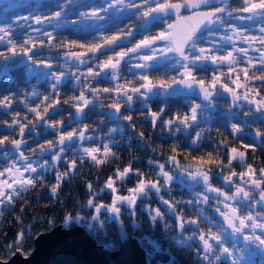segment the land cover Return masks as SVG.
Here are the masks:
<instances>
[{"label": "flooded vegetation", "instance_id": "flooded-vegetation-1", "mask_svg": "<svg viewBox=\"0 0 264 264\" xmlns=\"http://www.w3.org/2000/svg\"><path fill=\"white\" fill-rule=\"evenodd\" d=\"M8 1L12 2V0ZM43 1H47L46 14L31 15L29 10L30 4L36 6L38 3H44ZM229 1L230 0H228L227 3ZM241 1L243 0H232L230 2V6L234 8V6H236V3H239ZM161 2L174 4L179 3L181 5H184L188 3L189 0H161ZM256 2H258V0H256ZM106 3L107 0H77V3H69L66 2V0H35V2L34 0H25L24 4L16 2L15 5H12L14 12L7 14L1 13V11L5 7V5L9 3H3L2 7L0 5V28H5L10 33H0V35H5V40L0 41V52H5L4 55H0V99L4 97H11L13 99L9 101L10 107L6 105H0V134L10 135L11 137L10 141H7L8 143L5 141L0 142L6 143L5 146H0V153H7L11 157L9 160L5 161L3 156H0V171H4V169H9L10 171V174L5 172V175L3 177H0V179H4L6 181L5 183L8 184V186H5L3 190L0 189V194L2 191H5L7 194H11L9 188H12L13 195L15 196L14 200L10 203H4L3 198H0V215H2L7 210H11L12 208L19 209L21 207L20 198L24 191L20 193L16 192L15 189L20 184H24L25 186H27L29 183L27 179L30 175L29 173L25 172L23 178L16 171V169L18 168H21V170L23 171L21 164L17 163V165H14L11 163L13 159L17 161L20 159L19 154L17 152H13L15 150L12 148L11 142L14 139L22 138L19 136L18 128H11L5 125L4 122H11L13 119H19L21 122L26 123L28 126L26 128L25 135H36L41 132H53L48 124H46L45 126L44 122L47 123V121H59L58 117H56L53 113H48L46 114L45 120L36 122L35 116L30 111L32 108L37 107L41 114H44L43 109L46 107L45 104L47 102L43 101V96L45 95L40 91L39 85H41V87L43 88V85L48 80L49 76H51V81H55V77L52 75V73H59L58 71H60V69L75 71L76 77L79 76L80 79L79 81H77L76 78L73 79L72 81H74V83H79L84 78H88L89 80H91L92 77H86L84 75V73H88L89 67H92L93 71H99L98 65L107 60L109 57H112V59H114L116 52L127 51L129 48L134 47L145 36L158 35L160 31H163L167 27L166 23H148L146 21V17H144L143 19H138L136 21V26L132 25L133 18L129 16L128 13L136 11L137 13L141 14L137 11L136 8H132L129 12H127L121 21H118L114 18L115 8L117 7L111 8L104 19L86 18L80 16L77 20L78 12L91 13L93 8H103ZM143 3H145V0H137L138 6ZM62 5L65 6L64 9L61 8ZM155 6L157 5L153 4V7ZM216 7H225V4L217 3L215 5H212L210 8L207 6H203L198 10L193 11H186L182 8L181 16L186 17L195 13L196 11H215ZM242 8L243 7H240L239 10H241ZM18 10L24 11L25 13H19ZM232 10L234 11V9ZM56 11H62V15L59 18L54 19L48 23V18ZM241 11H243V9ZM101 15H104L103 12H101ZM35 16H40L42 23L36 24ZM22 17H26L28 19H23ZM174 20L175 18L170 16L167 19V23H173ZM121 22H124L126 25L124 31L119 30ZM131 28H133V35L130 38L125 39ZM38 29L41 31H38ZM43 32L51 34V43H49L48 37L43 35ZM207 33V31L203 32V35ZM113 35L119 36L121 42L111 51H101L96 53L94 56L93 53L88 52L87 48L79 47L80 44L90 45L93 43H97L104 45L105 39L110 38ZM25 41L30 42L25 43ZM71 41H76V44L70 46L69 42ZM12 44L16 45L18 53L12 54L10 51H8ZM32 45H35V47L33 48ZM25 48L31 50L30 55L20 54L22 49ZM146 50L147 49H141L140 51ZM68 52L85 53V56L81 57V59L85 60L86 63L81 64L78 61L74 60L72 57L67 55ZM39 61H48L52 63L53 67H45L43 64L38 63ZM65 62H67L68 68H64ZM156 64L159 65L160 63ZM105 72L109 74V70H105ZM259 72L260 71L258 70V74ZM101 77H107V75L102 72L100 77L98 78ZM65 78L66 77L64 75L60 82H64ZM69 82H71V80ZM157 90L154 89L152 93L148 94L147 98L142 97L145 103L141 106H137L139 102L135 101L133 104L134 109L127 107V116L131 115L133 117L132 121L128 122L133 132H136L139 135L140 131L143 132L145 130L148 121L151 127L154 128L153 124L151 123V117L149 114V108H151L152 110V105L154 104H158L160 108L163 107L165 109V112L176 110V113H179L180 116L188 113L193 104H199L200 109L198 110V112H202V118L197 125H195L191 129L180 125L178 132L177 124L175 122L171 126H165L164 121L169 118L164 116L163 121L158 118V120H160V124L156 123V125H159L158 129L160 131H167L170 127H172V130L176 131L177 133L176 137L178 135H182L186 139L192 137L193 140H196L197 133L202 134L205 129H209V127L211 126L210 123L212 124L215 119H213L216 108L213 105V103H215L214 99L220 98L221 95L218 97H214L209 101H202L200 98L194 96H177L164 98L163 92L160 89L159 101H157L153 99V95ZM57 106L61 110L63 119H68L69 116L74 117L75 119L74 122H67L66 124H64L63 129H60L59 132L64 131L67 126V129H69L72 124L82 121L80 120L82 115H78L75 110L73 115L72 112L70 113L69 105L64 107H61L59 105ZM65 108L67 110H65ZM123 108L126 107L123 106ZM98 111L99 114H104L105 116L107 115V117L112 120L118 119L121 112L120 110L119 113H116L115 110H105L103 108L102 110ZM140 113H143L144 115L140 117ZM16 114H19V116H17ZM174 114L175 113H172V118L170 119L175 120ZM25 117H27L28 119L25 120ZM33 123L36 124L32 126ZM250 130L247 131V137ZM242 131L243 130L241 129L239 132L232 131V133L244 134L242 133ZM91 134L92 130L91 128H88L85 135L87 137H90ZM87 137L82 142L78 139L74 144L68 146H74L77 142L83 146H86L88 144L91 145L90 139H88ZM248 139L251 144H254L249 137ZM38 140L39 138H32L31 141L27 142V140L22 139L21 151L23 152L25 149H28V147L36 146L35 141ZM140 140L142 141L141 146H145V141H143L141 138ZM189 145L197 146V141L195 144L190 143ZM261 145L252 146L254 148H257L254 150L253 148H246L244 146H242L241 148L235 147L237 149V153H244V160L242 162H231V164H229V159L227 158V151L230 150L231 152V148H233L234 146L230 148H228V146H223L225 148L222 149V155L224 156V158H226L227 162L226 165L222 167V170L220 169L221 167L217 168V170H209L205 166L196 162L186 161L178 158H175V164H173L172 158H161L157 161L145 159L146 165L140 166L147 169L149 166L155 168L154 172L149 173L150 176L148 180H152L159 187H161L159 191H157L156 188L152 190V199L154 200V204L153 206L149 205V208L151 209V211H155V214L151 216V219H154L153 222L158 221L160 223L162 231H165L166 229L168 231H172L174 229V232L171 234L172 236L170 240L172 241V243H175L176 247L178 248L177 256L175 255V258L168 249L170 243L167 242V238L165 239L164 243H160V245L158 243V240L147 238L149 240L155 241L156 245H150V247L147 244V240H145L146 245H144L141 241L142 246L148 252V258L151 264L152 260L153 264H168L169 262L170 264H176V262L178 264H185L188 261L189 257L192 258L193 263L195 262L196 264H232L233 259L226 260V255L222 256L223 253L219 251L222 250V246H220L221 239L226 237L228 238V236L232 235L235 237H241L243 239L242 244H245L246 248H248L251 253H257L260 248L256 241L251 240V226L249 225V227L245 228L242 233L234 232L231 228H229L224 222L223 218L216 211L217 207H219L221 212H228V208L225 207V204H228V202L220 199V203L222 204L219 205L217 202V199L219 197L216 195V193L209 192L208 188H220L225 192H228L229 194H234L236 185L245 187V190L249 191L250 197L246 200L237 197L238 199H240L238 205L236 203L232 204L233 206L239 207L238 216L242 217L245 213H249L251 211H257L259 213L263 212L262 214H264V207L257 205L258 195H264V193H260L259 190L252 189L251 184L248 185L246 183V181H248L249 179L244 172L245 168H250L252 170H255L256 172L260 170V168H257L252 164H247L246 160L250 158V154L258 155L259 153H263L264 146ZM26 153L27 150L23 152L24 155ZM81 158L84 163L87 162V159L85 157L81 156ZM50 159L53 164L56 163V160L53 159V155L51 154H48L44 161L48 164V161ZM159 164H163L164 171H167L172 176V179L170 181L167 180V177H164L160 174V169L157 168ZM197 168L201 169L209 175V185L205 184L202 176L189 174L190 171L195 172V169ZM229 169H231V171ZM38 172L34 174L36 177L40 175L38 174ZM232 172H235L237 175L233 177L232 183L229 184L225 182L223 178L231 175ZM241 172L245 174L243 180H241L239 177V174ZM0 175H2V173H0ZM132 175L138 180L134 185H131L128 190L134 189V187L136 185H139L141 181H146L144 180V178L146 179L145 172L141 173L139 170H135L131 172L130 176ZM181 182L183 184H181ZM165 186H167V188H165ZM32 187L33 186H29L28 189H31ZM176 189H178L180 192H184L186 198H180L177 200L174 199L173 196ZM204 196L209 197L207 203H203L202 201ZM0 197H4V194L3 196L0 195ZM4 198L7 199L8 197ZM166 201L168 203H166ZM193 204L195 205L193 206ZM191 207H193L194 211H200L201 213L203 212L201 216H199L200 221L198 223L196 222V219L188 217L193 211ZM156 209H159V215L156 214ZM169 216H171V220ZM261 217L262 218L257 217V219H262V221L264 222V215H261ZM167 221L168 223H172L174 225L173 229L172 226L168 227ZM190 221H195V223H190ZM200 222L203 223L205 229H200L202 227ZM134 223L136 224V222ZM181 223L184 224L183 227L180 226ZM235 223L238 225L239 220L237 219ZM200 231L203 232L205 237L209 239V242L213 244V248L211 251H208L204 248L203 241L200 240L201 234H198ZM260 231L264 232V229H257L256 234L260 235ZM216 235L220 236V240L217 242L213 240V237ZM245 236L249 237L247 241L245 240ZM262 238H264V236H262ZM160 254H163L164 259H161ZM244 255L246 256L247 253H244ZM252 259L250 258L251 261ZM257 261H259L261 264H264L263 258L258 259ZM236 264H238L237 261ZM243 264L246 263L244 262Z\"/></svg>", "mask_w": 264, "mask_h": 264}, {"label": "snow or ice", "instance_id": "snow-or-ice-1", "mask_svg": "<svg viewBox=\"0 0 264 264\" xmlns=\"http://www.w3.org/2000/svg\"><path fill=\"white\" fill-rule=\"evenodd\" d=\"M66 2H71V0H66ZM217 3L225 4V7H216L215 11H207V12H199L196 11L194 15L190 17H182L181 16V9L183 8L186 11H193L198 10L201 5H205L207 7H211L212 5H215ZM153 4L157 5L153 7ZM113 7H117L119 9L124 8H136L138 12L141 13L140 18L143 19L144 17L151 16L153 18L154 23L158 24H167V27L158 33V35L153 36H145L143 39H141L134 47L129 48L127 51H119L116 52V60L113 61L112 57H109L107 60L103 61L98 65L99 71H93L92 67L88 68V76L92 77L93 79L100 77L101 73L104 72L105 75L108 76L110 80H118L120 79L119 76V65L120 62L125 59L126 56L129 57V61H131L132 57L129 56V54H137L141 49H148L149 53L148 55H144L141 57V59L144 61V63H137L135 65L136 68L139 69H149L152 67H155L154 65L148 63L150 61H153L154 57H160L164 59L166 62L169 63L171 67L176 69L177 71L179 69H183V71L180 73V78L176 79L175 77L172 78L171 82H165L161 80L157 84H153L152 79L147 74H142L140 76L141 81L143 83L139 87L132 88L130 91L125 90L123 92V97L125 98L128 106H131V101L133 100V94H136L138 97H144L147 98L149 93H152L155 88L161 89L162 92H167L171 90L174 87L181 86L183 88L187 89H194L198 94H202V98L205 101H209L213 98V93L210 92L205 85V81L203 79H197V65L211 61L214 65L217 66H227L228 72L231 74L235 71L234 66H236L239 62L238 56L234 55L233 53L236 52L238 54H242V57L247 60V64L251 66L254 70H259L261 72H264V26L259 28V35H248L249 32H251V29H244L241 30L236 24L235 21L239 20L241 22L244 21H252L257 18H259L262 22H264V0H243V8L244 10L241 11V13H248L249 15L245 16L243 14L233 16L232 12L228 11L227 8V0H189V3L181 5L179 3H164L161 2V0H145V4L143 7L138 6L137 0H128L126 3V0H107V3L104 5L103 8L97 9L93 8L91 13L82 12L79 13L81 17L86 18H95V19H104L105 16L109 13L110 9ZM147 8V11L144 10V8ZM62 9L65 8L64 5L61 6ZM101 12H103L104 15H101ZM226 13V15H224ZM62 15V11H56L55 13L51 14V16L48 18V23L51 22L54 19L59 18ZM174 17L175 23H167L168 17ZM23 19H28L26 17H22ZM228 21L229 24H231V28L229 31L231 34H228V32H224V25L225 21ZM35 22L36 24L42 23L40 16H35ZM205 30L208 32V38L206 39L202 33L201 30ZM38 31H41L38 29ZM216 32H223V35L220 37V43H218L216 40H212L211 37L215 35ZM0 33L2 34H10L7 29L0 28ZM43 35L48 37L49 43H51V34L47 32H43ZM133 35L132 31L130 30L125 37V39L130 38ZM235 37V39H234ZM5 40V35H0V41ZM239 40L243 44H246L248 47H237L236 41ZM30 41H25V43H29ZM121 42L120 37L113 35L110 38L105 39V44H97L93 43L90 45L86 44H80V48H87L88 52L93 53L95 56L96 53L104 51L108 52L111 51L114 47H116ZM158 42H163L164 47L158 48L157 44ZM201 43L210 44L211 48L214 49L216 52H220L222 49L228 47L229 45L232 48V51H227L224 55H209L206 54V47L205 46H199ZM70 46L75 45L76 41L69 42ZM258 44L259 47H255V45ZM34 48L35 45H32ZM57 47V45H56ZM60 47V46H59ZM249 49H252L254 51H257L260 53L258 57L259 61V69H257V66L253 64V57L249 55ZM244 50V51H242ZM12 54H16L17 49L16 45L12 44L11 47L8 49ZM31 50L30 49H22L20 54L24 55H30ZM5 52H0V55H4ZM68 56L72 57L74 60L78 61L79 63L83 64L86 63L85 60L81 59V57L85 56V53L80 52H68ZM38 63L43 64L45 67L52 68V63L48 61H39ZM64 68H68L67 62L64 64ZM105 70H111L110 75L105 72ZM132 68H129V71H131ZM52 75L55 77V83L52 84V95L56 96L54 102H52L51 97L49 95L43 96V101L48 102V106L43 109V113L38 110L37 107L32 108L30 111L33 113V115L36 118V122L42 121L46 119V114L50 112L51 109L56 107L61 103L58 95H57V85L65 75L63 71H60L59 73H52ZM245 79H247V69L244 71ZM77 81H79L80 77H76ZM239 76L236 77V79L232 80V84L235 85V89L244 88L245 86L240 84ZM257 81H260L262 83V86H264V75H260L255 77ZM220 80L219 76L214 75L212 79V88H216L217 84ZM120 88H124V85H120ZM221 88L224 92L231 94V103L233 106L242 108L243 105L238 104V101L243 100L247 101L249 105L254 106V109L258 113L264 114V99L256 100V99H249V91L245 90L243 95H237V92L234 88H231L228 86V84L221 85ZM143 89V91H142ZM87 91L92 93L93 96L97 94V89H94L91 87V85L87 86ZM103 93L110 94L112 89L109 87L103 88ZM258 94V93H257ZM117 95H120L119 90H117ZM13 100L11 97H4L0 99V105H6L10 107L9 101ZM93 101L88 98V96L85 94V91H80L79 95H75L73 98V104L72 107L75 109L76 113L78 115L83 114L85 109L92 104ZM110 107L115 110L116 113H119L121 110L122 105L119 103L113 102ZM148 107V106H146ZM200 109L199 104H193V106L189 109L188 113H185L183 115V118L181 119V116L179 113H175L173 119H167L164 121L165 126H171L175 122L177 124V132L179 131V126L183 125L184 127H191L193 122L197 121L198 116V110ZM165 109L162 107L159 112L151 110L149 108V114L151 117V123L155 127L158 118L162 115L163 111ZM19 116V114H16ZM28 118L25 117V120ZM125 120L131 122L133 117L131 115H128L124 118ZM5 125L11 127V128H18L19 136L23 138L25 136V131L27 128V124L24 122H21L19 119H13L11 122L6 121L4 122ZM36 123H33L32 126H34ZM47 124L53 128V129H63V120L59 121H47ZM231 130L233 132H239L241 130L240 125L238 124H231L230 125ZM88 130V125L85 124L82 129L77 130L76 128L69 130V131H60L58 134V138L56 140V146L55 148H46L51 149L55 152L53 155V159L56 161L60 160V154L63 152V145L66 141H71L74 137L78 138L79 141H83L87 136L85 133ZM141 136L143 133L140 134ZM254 135L260 136L261 138H264V133H255ZM197 139H199L200 134L197 133L196 135ZM88 139H91V137H87ZM9 140L8 136H3L0 138V142ZM47 144H51L52 141H46ZM192 144L196 143V140L191 141ZM6 143H0V146H5ZM12 148L15 150L13 152H17L20 156V159L17 161L15 159L12 160V164L17 165V163L21 164V168L16 169V171L24 178V173H29V178L27 181H29L28 185L25 186L24 184H20L15 191L16 192H22L27 191L29 186H34L35 182L37 180L42 181V177H36L34 174H36L40 169L37 167L36 164L32 162L27 156H24L22 149V139H14L11 142ZM246 148L249 147V145H244ZM103 148L105 150V154H109L111 152V149L108 144H103ZM58 149V150H57ZM100 149L96 147H84L83 153L87 154L91 157V159L94 162L102 163L103 161H96L95 153L99 152ZM59 152V155L57 154ZM231 152L234 154L232 156V159H236L237 156L239 157L240 161L244 160V153L240 152L237 153V149L235 147L231 148ZM208 157L211 159L213 153L208 152ZM0 156H3L4 160L7 161L11 157L7 153H0ZM195 160H198L200 162H203V157L198 156L194 157ZM173 164L176 163L175 157H172ZM47 163V162H45ZM229 164H231V160L229 161ZM75 161L72 162V167L75 168ZM158 168L160 169V174L164 177H167V180L170 181L172 179V176L167 172L164 171V165L159 164ZM231 171V169H229ZM250 170V169H249ZM131 171L130 167L125 168L123 173H118L120 175L121 180L124 179V177ZM5 172L10 174L9 169H4V171H0L2 175L0 177H3L5 175ZM259 172L261 173L259 179H254L251 176L249 177V181H246V183L250 182L252 189L259 190L260 193H264V168L260 169ZM191 175H199L203 177V180L205 184L209 185L210 177L209 175L201 171L199 168L195 169V172H189ZM67 175V174H65ZM237 174L235 172H232L231 175L226 176L223 178V180L229 184L232 183L233 177ZM244 173L241 172L239 174V177L241 180L244 179ZM61 176H57V185L54 186L51 191L55 194L57 187L59 186V181L61 180ZM3 180V179H0ZM149 186L154 187L159 191V186L155 183L146 184L144 181H141L138 185L137 189H129L128 191L133 193V195L124 197V196H116L112 201V207L111 210L113 212H118L119 209L117 208L116 204L117 201H128L130 204H134L136 201L137 195L143 193ZM89 189L92 187L90 184L88 185ZM108 189H111L113 192H115V188L113 187V181L109 180L106 186ZM11 194L4 193V197H8L5 199L3 198L4 203H10L14 200L15 196L13 195V189L9 188ZM209 192H214L219 197L217 199V202H221L220 198L223 197L224 201H235L238 205L237 197H240L242 199H247L250 197L249 191L245 190V187H242L240 185H236L234 189V194H229L228 192L221 191L220 188H208ZM209 197L204 196L202 201L203 203H207ZM89 204L93 203L92 199H89ZM261 202H264V195H258L257 198V205L258 206H264ZM166 203H168L166 201ZM103 207V206H100ZM100 207L96 208V211L99 212ZM225 207L228 208V212H221L219 207H217L216 211L219 213V215L223 218L226 225L231 228L234 232L242 233L243 230L249 225L251 226V240H254L257 242V244L260 247H264V232L260 231V235H257V229L261 230L264 229V222H257L262 221L258 220L257 217L264 215L257 211H251L249 213H245L242 217L238 216L239 207L233 206L231 203L225 204ZM255 213V214H254ZM156 214L159 215V209H156ZM71 218L70 216L68 217ZM239 220V224L237 225L235 223L236 220ZM190 223H195V221H190ZM183 223L180 224L181 227H183ZM255 233V234H254ZM249 239L248 236H245V240L247 241ZM200 240L203 241L204 248L208 251H211L213 248V244L209 242V239L205 237V235H200ZM213 240L215 242L220 240V236L216 235L213 237ZM15 247V245H13ZM223 252L230 253V250L228 247H224ZM207 258V257H205ZM232 264H236L235 259H233Z\"/></svg>", "mask_w": 264, "mask_h": 264}, {"label": "trees", "instance_id": "trees-1", "mask_svg": "<svg viewBox=\"0 0 264 264\" xmlns=\"http://www.w3.org/2000/svg\"><path fill=\"white\" fill-rule=\"evenodd\" d=\"M44 2L47 3V1ZM234 9L237 10L239 8L234 6ZM60 71L65 73L66 78L64 82H59L60 85H57V95L61 101L59 106L64 107L69 105V111L70 113L72 112L73 115V98L75 95H79L80 91H85L88 98L93 101V103L83 112L87 113L85 116L81 117L80 120L82 121L72 124L69 129H67V126L64 129V132L76 128L75 125L78 123L79 125H82L80 127L81 129L84 124H87L88 128L94 129L98 122L95 121V119L103 117V115L99 113L97 114L96 112L97 102L101 103V99H103L104 104L113 103V98L108 96V94H103L102 90H97V94L93 96L92 93L87 91L86 86L87 84H90L92 88L96 89L99 85L103 88H110V85L100 81L94 83L88 78L81 80L79 82L80 84L77 82L74 83L72 80L76 78L75 71L61 69ZM196 73L197 79H212L210 78L209 70H207L206 73ZM247 75L249 78H255L257 75H264V72L260 71L258 74V70L250 69L247 71ZM123 77L128 79L129 76L124 72ZM70 80L71 82H69ZM51 82L55 83L54 80L51 81V76H49L48 80L44 83L43 88L39 85V89L44 95H49L52 102H54L56 96H53L52 91L50 90ZM223 84L227 83L223 81ZM73 85H78V87L73 88ZM248 85L252 86L253 89H258L259 96L264 99V87L258 85L257 82H252L251 84L248 83ZM214 90H217V92L221 94L220 98L214 99L215 103H223L224 95L222 89ZM227 101L230 102L229 100ZM152 107L153 111L159 112L160 107L158 104H154ZM65 110L67 109L65 108ZM240 112L244 115V126H241L242 130L248 131L254 129L264 133V118H255L251 116L247 109L242 108ZM127 113V107L123 108L122 115L126 117ZM172 113H176V110L164 111L163 119L164 116L169 119L172 118ZM142 115L144 114L140 113V117ZM232 117L233 115L230 118V122L234 123ZM105 118H107L108 121L112 120L109 119L107 115ZM225 120L222 118L214 119L213 123H210L211 126L209 129H205L203 133L200 134L199 139L196 137L197 146L189 145L191 140H193L192 137L186 139L182 135L175 136L171 140L160 139L159 132L161 131L158 129L159 125L152 128L148 121L145 130L139 132V137L142 140L147 141L148 145H145V147L141 145L138 146V140L127 142L129 141V132H127L122 139H119L121 140V143L113 145L114 147L112 148L111 155L104 163H97L90 160H87V162L84 163L81 155H76L75 153L60 156V160L56 161L55 164L49 160L47 167L44 166L43 162L38 163L37 167L40 169L38 172V174H40L38 178L42 177L43 182L37 180L31 189L23 192L20 198L21 207L19 209L12 208L0 215V260H7L17 250H20L24 255H28L33 248L34 237L39 233L49 231L51 228L59 224L68 227L80 225L88 231L98 243L106 244L111 250H116L118 248V226L122 224L129 234L139 237L144 245H146L145 240H147V238L158 240L159 245L160 243L163 244L167 238V242L170 243L168 249L176 258L178 248L176 247V244L172 243L170 240L172 236L171 234L174 232V225L167 221L168 227L172 226L173 230L168 231L166 229L165 231H162L158 221L153 222L154 219H151L149 216L146 218L144 206H153L154 200L152 199V194L148 196L145 201L138 200L130 211L129 217L131 218L129 220L126 219V214H124L119 224L114 220H107L104 218L101 220L98 218L94 207L100 204H108L110 202L111 196L108 194V188L106 187L107 183L109 180H112L116 174L123 172L125 168L130 167L131 169L129 174H127L128 178L122 186L127 190L138 180L136 177H133V175L130 176L131 172L135 170H139L141 173L145 172L146 179H149V173L154 172V170L152 169V166H149L148 169L140 166L146 165L145 159L157 161L163 157H165V159L175 157L186 161L196 162L205 166L209 170H217L219 167H221L220 169L222 170V167H224L227 162L226 158L222 155V149L225 148L222 145L228 146V148L232 146L241 148L247 144L249 145L248 148H253V150L257 149L252 147L256 145L251 144L247 135L232 133L228 122L225 125ZM106 126L110 127V122H107ZM141 133H143L142 136L140 135ZM3 136H8L9 140L7 141H10V135L0 134V138ZM55 136L58 137V133H55ZM46 137L48 138L45 141L51 140L50 135ZM261 142V146H264V138H261ZM35 145L42 146L43 142L40 140L35 141ZM95 145V142H92L91 147H95ZM67 147L69 146L66 145V148ZM208 152L213 153L211 159L207 155ZM198 156L204 158L203 162L194 159V157ZM249 157L250 158L246 160L247 164H252L260 169L264 168V151L258 155L250 154ZM73 161H75V168L72 167ZM51 165H53V169H50ZM57 176H61L62 178L59 181V186L54 194L51 189L58 183ZM149 181L153 182L152 180ZM89 184L92 186L90 189L88 187ZM173 198L177 200L180 198L185 199L186 197L184 192H180L176 189ZM89 199L93 200V203L90 205L88 202ZM194 205L195 204H193V206ZM191 208L193 210V207ZM202 213L193 210L188 217L196 219V222L198 223L200 221L199 216H201ZM260 213L262 214L263 212ZM69 216L71 217L70 219L68 218ZM170 217L171 216H169V218ZM131 221L136 222L134 227L131 226ZM200 224L202 225L200 229H205L203 223L200 222ZM13 245H15V247H13ZM160 255L161 259H164L163 254ZM176 264L178 263L176 262ZM185 264L196 263H193L192 258L189 257Z\"/></svg>", "mask_w": 264, "mask_h": 264}, {"label": "rangeland", "instance_id": "rangeland-1", "mask_svg": "<svg viewBox=\"0 0 264 264\" xmlns=\"http://www.w3.org/2000/svg\"><path fill=\"white\" fill-rule=\"evenodd\" d=\"M7 1H3V0L1 1L0 0L1 7H2L3 3H9V4L5 5V7L1 11V13H4V14L13 13L14 9H13L12 5H15L16 2L21 3V4L25 3V0H16V1L12 0V2H10V1L7 2ZM231 1L232 0H230L227 3V8H228L229 12L233 13V16L240 15V14H243L245 16L249 15L248 13H241V10L242 9L244 10V8H242L241 10H239V9L236 10V9L232 8L230 6ZM72 2L77 3V0H71L70 3H72ZM127 2H128V0H126V3ZM144 4L145 3L140 4V6L143 7ZM236 6L238 8L243 7V1L236 3ZM46 9H47V3L44 2L42 4L38 3L36 6L30 4L29 10H30L31 15H42V14H46ZM232 9H234V11ZM130 10L131 9H129V8H124L122 10L119 8H115L114 18L117 19L118 21H121L123 19V17L125 16V14L127 12H129ZM144 10L146 11L147 8L145 7ZM18 11H19V13H25L24 11H21V10H18ZM79 13L80 12L77 13V20L80 17ZM128 15L133 18L132 25L136 26L137 25L136 21L138 19H140L141 14H139L135 11L132 13H128ZM224 15H226V13ZM235 24L241 30L251 29L252 31L249 32L248 35H257V36L259 35V28L264 26V22H262L259 18L252 20V21H244V22L237 20V21H235ZM125 28H126L125 23L121 22L120 26H119V30L124 31ZM230 28H231V24H229L228 21L226 20L223 31L228 32V34H231V32L229 31ZM132 29L133 28H131V31H132ZM135 35H137V34H135ZM222 35H223V32H216L215 35H213L211 37V39L216 40L218 43H220L221 42L220 37ZM204 37L207 39L208 33L204 34ZM234 39H235V37H234ZM236 45H237V47H245V48L248 47L246 44H243L239 40L236 41ZM157 46H159L158 48H163L164 47L163 42H158ZM199 46H205L206 47V54H209V55H224V54H226L227 51H232V48L230 45L228 47L222 49L220 52H216L214 49H212L210 44L201 43ZM255 47L258 48L259 45L256 44ZM242 51H244V50H242ZM148 54H150L148 49L146 51H139L137 54H134V55H132L130 53L129 56L132 57L131 61H129V57L126 56L125 59L120 62V65H119L120 79H118V80H110L108 78V76L107 77H101V78L97 77L95 79H93V78L91 79L94 83L100 81L102 83H106V84L110 85V89H112V91L110 94H108V96H111L113 98V102L119 103L122 105L121 112H120L118 119H113V120L108 121V119L105 118L104 114H103L102 120H101V118L95 119V121H98V122H97V126L94 129H91L92 134L90 136L91 137L90 144H92V142H95V144H96L95 147L100 149L99 152L94 154L96 156V161H103L102 163H104L107 160V158L111 155V152L107 155L105 154L103 144H108L111 151H112V148L114 147L113 145L121 143V140H119V139H122L123 136L127 132H129V138H128L129 141H127V142H131V140H138L137 145H142L141 144L142 141L140 140L138 133L133 132L131 127H130V124L128 123L129 121L124 119L125 117H124V115H122V109H123V106L134 109L133 104L135 101L139 102L137 104V106H141L142 104L145 103V101H144V99H142V97H138L136 94H133V100L130 102L131 106H128L125 98L123 97V92L125 90L130 91L131 88L139 87L143 83V81H141V79H140V76L142 74L149 75V77L152 79L153 84H157L161 80L169 83V82H171L173 77H175L176 79L180 78V73L183 71V69H179L177 71L176 69L171 67L168 62H166L164 59H162L160 57H154L153 61L148 62V63L154 65L155 67H152L149 69L136 68L135 65L137 63H144V61L141 59V57H143L144 55H148ZM233 54L238 56L239 62L236 66H234L235 71L232 72L231 74L228 72V67L226 65L225 66H217V65H214L211 61H207V62H204V63L197 65L196 72L206 73V71L209 70L210 71V78L213 79L214 75L220 77V80H219L216 88L211 87L212 79L211 80H208V79L204 80L205 85L208 88H210L211 90L222 89L221 85H223V81H225L227 84H229L228 85L229 87L235 89V85L232 84L231 81L236 79L237 76H239L240 79L238 82L240 84L244 85L245 87L240 88V89H235L237 92V95H243L244 91L248 90L249 91V99H256V100L263 99L259 96L258 89H256V88L253 89L252 86L248 85V83L251 84L252 82H257L258 85H260L261 87H264V86H262V83L257 81L254 78H249L248 75H247L248 78L245 79V75H244L245 69H247V71H248V70L253 69V68L247 64V60L242 57V54H238L236 52H234ZM249 55L253 57V64H255L257 66V69H259L260 65H259L258 57H259L260 53L257 51H254L252 49H249ZM116 58L117 57L115 55L114 59H113L114 62H115ZM156 63H160V64L158 65ZM130 67L132 68L131 71H129ZM110 72H111V70H109V74H110ZM124 72H126L128 74V76H129L128 79H125L123 77ZM84 75L87 77L88 73H84ZM52 84H53V82L50 83V90L51 91H53ZM58 85H60V84H58ZM88 85H90V84H87V86ZM120 85H124V88H120L119 87ZM72 87L76 88V87H78V85H73ZM96 89L98 91L103 90V87L101 85H99V86H97ZM155 89L157 90L159 88H155ZM117 90H119V92H120L119 96L117 95ZM222 93L224 95L223 103H221V104L213 103V105L216 107L215 113L213 115V119L214 118L215 119L222 118L223 120L226 119L225 125L228 122L229 127H230V125L233 124L230 122V118L233 115V117H232L233 122L235 124L240 125V128H241V126H244L243 125L244 115H243V113L240 112L242 110V108L249 110L251 116H253L255 118H264V114L256 112L254 109V106L249 105L247 101H243V100L238 101V104L243 105L242 108H238V107H235L232 105L230 93L224 92L223 90H222ZM103 94H105V93H103ZM159 94H160V89L157 90L156 93L153 95V99L159 101ZM227 100H229L230 102H228ZM111 104L112 103H108V104L105 103L104 104L103 99H101V103L97 102V105H96L97 114L99 113L98 110H102V108L105 110H109V109L113 110L110 107ZM45 106L46 107L48 106L47 103L45 104ZM234 108H236V109H234ZM72 109H73V111L75 110L73 107H72ZM160 110H161V108H160ZM49 113H53L56 117L59 118V120H63V125L66 124L67 122L69 123V122L75 121L74 117H71V116H69L68 119H63L61 110L58 108V106L51 109ZM86 113L87 112H85L81 115L85 116ZM163 113H164V111H163ZM163 113L159 117V119H161V121H163ZM183 115H181V119L183 118ZM201 116H202V112H198L197 121L193 122L192 126L188 127V128L191 129L192 127L197 125L202 118ZM209 116H210V114H209ZM235 119H236V121H235ZM107 122H110V127L106 126ZM241 122H242V124H241ZM44 123L46 126L47 123L46 122H44ZM157 123L160 124V120H157ZM75 126H76V128L81 129L80 127L82 125H79V123H78ZM51 129L53 131L51 133L41 132V133L36 134V135L27 134L22 138L23 140H27V142L31 141L32 138L33 139L39 138V140L43 142V146H41V145L40 146H31V147H28V149H25V150H27V153L24 156H27L36 165L40 162H43L44 166L47 167L48 164L45 163L44 159L48 156V154H51V155L55 154L54 151H52L51 149H46V148H52V147L55 148L56 140L58 138L57 136H55V133L59 134L60 129H58V128L57 129L51 128ZM79 129H77V130H79ZM230 130H231V127H230ZM243 133L245 135H247V131L243 130ZM176 134H177L176 131L172 130V127H170L167 131L159 132V138L163 139V140H171L176 136ZM48 135H50V137H51V141H52L51 144H47L45 141V140H47L48 137H46V136H48ZM145 145H148L147 141H145ZM89 146L91 147V145H89V144L86 146H83L81 144H76L74 146L64 148L63 152L60 154V156L70 155L72 153H75L76 155H81V156L85 157L87 160L93 161L90 156L83 153V148L89 147ZM222 146H224V145H222ZM57 154L59 155V152ZM233 155L234 154L231 153L230 150L227 151V158L229 159V161L231 160V162H242L239 160L238 156L236 159H232ZM163 159H165V158L163 157ZM48 163H49V161H48ZM53 168H54L53 165H51L50 169H53ZM157 168H158V166H157ZM152 169L154 170L155 168L152 167ZM249 169L250 168H245V171H244L246 173L248 179L250 176L254 179L260 178L261 173L259 172V170H258V172H256L255 170H252V169L249 170ZM121 173H123V172H121ZM127 178H128V176L126 175L124 177V179L121 180L120 175L116 174V176L111 180V181H113V187L115 188V192H113L111 189H107L108 194H110V196H111L110 202L108 204H100V205H97L94 207L96 215L98 218H100L101 220H103V218L107 219V220H114L117 224H119L121 222L122 216H124V214H126L125 217H126V219L129 220L131 218V217H129L130 211L133 209L136 202L138 200H143V201L147 200V198H148L147 196L151 195L152 190L155 189L154 187L149 186L143 193L137 195L136 201L134 204H130L128 201H117L116 206L119 209V211L113 212L111 210L112 201L116 196L128 197V196L133 195V193H130L126 188L122 187L124 185L123 183L125 182V180ZM144 180H146L145 181L146 184L154 183V182H150L148 179H145V178H144ZM5 182L6 181L4 179L0 180V189L1 190H3V188L5 186H8V184ZM181 184H183V183L181 182ZM247 184L250 185V182H248ZM163 185H166V184H163ZM137 188H138V185H136L134 187V189H137ZM160 188L161 187H159V189ZM165 188H167V186H165ZM221 191H224V190L221 189ZM4 192L5 191H2L0 195L3 196ZM220 199L223 200V197H221ZM237 201L239 202L240 199L237 198ZM225 202H228L231 204L236 203L235 201H225ZM218 204L221 205L222 203L218 202ZM100 206H103V207H100ZM97 207H100L99 212L96 211ZM144 208L146 211L145 212L146 218H148V216L151 218V216L153 214H155V211H151V209L149 208L148 205H145ZM258 217L262 218L261 216H258ZM258 220H262V219H258ZM75 222H76V220H75ZM257 222H263V221H257ZM68 225H69V223H68ZM135 225L136 224L133 221H131V226L134 227ZM198 234L204 235V233L201 231ZM242 241H243V239L241 237H235L233 235L228 236V238L227 237L223 238L220 241V246H222L221 249H223L224 247H228L230 250V253L223 252V250H219V251L223 253L222 256L226 255V258H225L226 260L235 259L238 262V264H243L244 262L246 264H261L257 260L261 259V258L264 259V247L259 246L260 249L257 251V253L256 252L251 253L249 251V249L246 248V245L242 244ZM147 244L149 245V247H150V245H156L155 241L149 240V239H147ZM244 253H247V255L245 256ZM258 256H259V258H258ZM250 258L251 259L253 258L252 261L250 260ZM168 264H170V262Z\"/></svg>", "mask_w": 264, "mask_h": 264}, {"label": "water", "instance_id": "water-1", "mask_svg": "<svg viewBox=\"0 0 264 264\" xmlns=\"http://www.w3.org/2000/svg\"><path fill=\"white\" fill-rule=\"evenodd\" d=\"M203 6L205 5H201ZM146 21L154 22L151 16L146 17ZM175 22L174 20L173 23ZM201 31L206 32L203 29ZM206 88L213 93V98L220 95ZM177 96H194L205 101L202 94L181 86L163 92L164 98ZM257 132L251 130L248 135L255 145L260 146V136L254 135ZM77 139L74 137L65 144ZM261 203L264 204V202ZM118 236V248L110 250L106 244H99L83 227L78 225L64 227L59 224L47 232L36 235L33 239V248L28 255L17 250L7 260H0V264H151L148 252L137 236L128 234L122 225L118 227Z\"/></svg>", "mask_w": 264, "mask_h": 264}, {"label": "clouds", "instance_id": "clouds-1", "mask_svg": "<svg viewBox=\"0 0 264 264\" xmlns=\"http://www.w3.org/2000/svg\"><path fill=\"white\" fill-rule=\"evenodd\" d=\"M67 102V101H66Z\"/></svg>", "mask_w": 264, "mask_h": 264}]
</instances>
